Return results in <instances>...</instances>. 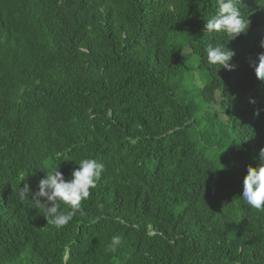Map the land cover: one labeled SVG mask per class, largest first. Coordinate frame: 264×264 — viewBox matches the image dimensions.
Returning <instances> with one entry per match:
<instances>
[{
  "label": "trees",
  "instance_id": "obj_1",
  "mask_svg": "<svg viewBox=\"0 0 264 264\" xmlns=\"http://www.w3.org/2000/svg\"><path fill=\"white\" fill-rule=\"evenodd\" d=\"M239 7L229 41L205 31L217 0H0V264H264V211L241 198L264 148V0ZM215 44L234 70L207 62ZM84 158L105 170L66 226L20 201Z\"/></svg>",
  "mask_w": 264,
  "mask_h": 264
},
{
  "label": "clouds",
  "instance_id": "obj_2",
  "mask_svg": "<svg viewBox=\"0 0 264 264\" xmlns=\"http://www.w3.org/2000/svg\"><path fill=\"white\" fill-rule=\"evenodd\" d=\"M239 5L240 0H217L216 14L206 22L205 31L224 33L230 38L229 41L246 33L250 21L242 15ZM261 46L264 47V41L261 42ZM206 51L207 62L210 65H217L229 71L234 70L235 65L231 61L235 52L226 45H209ZM255 73L258 79L264 80V52L258 54ZM258 159V167L247 168L241 198L250 207L264 211V148L260 149ZM78 165L79 167L72 171L71 179L67 181L59 168L44 171L45 175L38 183V191L33 193L28 184L20 187L18 193L20 201L29 200L36 206H43V216L47 223L54 227L66 226L72 221L75 213L83 214L81 202L90 196V189L95 188L96 182L105 170L104 163L95 159L84 158ZM61 203L69 206L67 212L60 208ZM121 243V236L113 235L109 250L116 252Z\"/></svg>",
  "mask_w": 264,
  "mask_h": 264
},
{
  "label": "rangeland",
  "instance_id": "obj_3",
  "mask_svg": "<svg viewBox=\"0 0 264 264\" xmlns=\"http://www.w3.org/2000/svg\"><path fill=\"white\" fill-rule=\"evenodd\" d=\"M0 24H2L0 22ZM194 56H190V51L189 50H184V53H183V60L184 62L190 67V66H193L195 64V61H194ZM190 73V71L188 72ZM189 75V74H188ZM196 82H199V79L196 80ZM171 84H172V87L173 89H175V91H177V88H181L182 87V84L180 83V81H177V80H172L171 81ZM178 92V91H177ZM44 100L46 102H52V99L49 98V97H45ZM217 106V105H216Z\"/></svg>",
  "mask_w": 264,
  "mask_h": 264
}]
</instances>
